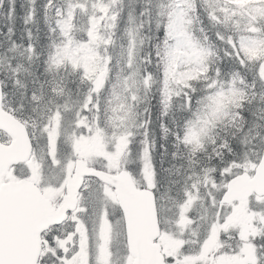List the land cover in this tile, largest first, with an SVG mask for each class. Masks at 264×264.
Here are the masks:
<instances>
[{"label":"snow or ice","instance_id":"obj_1","mask_svg":"<svg viewBox=\"0 0 264 264\" xmlns=\"http://www.w3.org/2000/svg\"><path fill=\"white\" fill-rule=\"evenodd\" d=\"M0 264H264V0H0Z\"/></svg>","mask_w":264,"mask_h":264}]
</instances>
